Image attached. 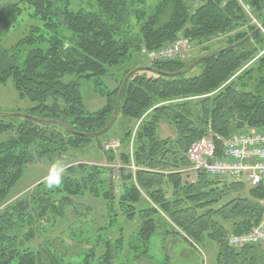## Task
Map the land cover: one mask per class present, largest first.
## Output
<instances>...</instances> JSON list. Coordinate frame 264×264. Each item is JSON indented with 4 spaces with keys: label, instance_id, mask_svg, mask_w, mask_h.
<instances>
[{
    "label": "trees",
    "instance_id": "16d2710c",
    "mask_svg": "<svg viewBox=\"0 0 264 264\" xmlns=\"http://www.w3.org/2000/svg\"><path fill=\"white\" fill-rule=\"evenodd\" d=\"M80 1L88 0H77V8L71 0H0V84L11 78L19 98L33 103L36 115H27L62 123L0 117V264H170L163 247L167 237L195 252L212 248L211 264H264V247L227 242L229 234L248 233L260 223L264 180L250 187L184 170L190 166L189 147L208 132L215 136L217 156L216 137L264 133V27L206 57L194 77L157 72H178L244 39L257 26L249 15L264 22V0H199L195 8L189 0H156L150 13L135 7L146 0H89L95 9ZM18 26L24 27L22 36L3 45L5 34ZM179 38L225 43L186 59L140 63L141 48L158 49ZM142 66L152 70L129 76L105 133H74L104 128L125 75ZM65 75L76 80L63 82ZM79 79L105 97L102 108L85 109ZM104 79L112 80L113 89ZM162 122L172 127V137L159 135ZM114 125L120 147L104 151L101 142ZM92 141L101 144L107 165L78 161L65 166L58 187L47 186L50 175L22 195H11L28 163L84 150ZM190 173L194 180L186 178ZM89 214L93 233L82 230ZM75 222L81 229H67ZM55 226L65 236L63 252L45 235ZM42 236L43 244L37 242ZM157 241L159 254L151 251Z\"/></svg>",
    "mask_w": 264,
    "mask_h": 264
},
{
    "label": "rangeland",
    "instance_id": "374dc122",
    "mask_svg": "<svg viewBox=\"0 0 264 264\" xmlns=\"http://www.w3.org/2000/svg\"><path fill=\"white\" fill-rule=\"evenodd\" d=\"M71 2L73 3L74 8H77V6L79 5V3H77V0H71ZM189 3L191 4L192 8H195L200 4L199 0H189ZM80 4L83 6L85 5L89 8L95 9L94 5H92V3H90L89 0L86 2L80 1ZM155 4H156V0H146L145 5H142V7L141 6L139 7L138 5H136L135 7L137 9L140 8L141 10H146L147 13H150V10H152V8L154 7ZM249 17H251V23H253L254 25H259L258 22L255 21L252 16L249 15ZM133 24H134V21H133ZM137 30H138V27H133L132 31L136 32ZM24 31L25 30H24L23 26H21V27L18 26L14 29L9 30L5 34V36L2 40V44L5 45L6 47L13 45L22 36ZM263 33H264V31H263ZM224 43H225V39H223V38H213V39H211V41H207V42H204L202 44L191 43L192 49L190 50V52H191V54L197 56V55L203 53V51L200 50L203 47L209 46L210 48H217V47L223 45ZM199 51L201 53H199ZM183 59H186V57H184ZM140 63L148 64L149 60H147L145 58L143 59L141 57ZM112 71H114V70H112ZM199 72H200V67L196 65V66L192 67L191 69H189L185 73V76L188 78H191V77L198 75ZM142 73L146 74L147 76L150 75V72H142ZM61 80L63 82H68L70 80H76V77H74L73 75H65L64 77L61 78ZM79 84H80L81 91H82L84 106L88 112H90V113L95 112L104 106L105 101H106L105 97H100L95 93L94 86L92 85V83L90 81H85L84 79H79ZM104 86H107L108 88L113 89V87L115 85L111 79H104ZM32 107H33V103L29 99L19 98L18 92L16 91L11 78H9L5 84H3V85L0 84V112H2V113H18L19 112V113H23V114H29V113L31 114L32 113V111H31ZM32 114H34V113H32ZM34 115H36V114H34ZM135 129H136V127H135ZM119 132L120 131L118 130V127L116 125H114L112 127L111 131L108 133V137H107L108 139L107 138H105V140L103 139V142H101V144L104 143L105 141L110 140V139L117 138ZM173 133H174V131L169 124H167L166 122H162L160 124L159 135L161 137H167V136L172 137ZM97 142H98V140H97ZM97 142L92 141L91 145H89L87 148H85L84 150H81V151L80 150H74V151L68 150L66 152V154L60 158L58 157V158H53V159H46V160L41 161L39 163H35V162L28 163L24 169V172H23L21 178L18 180V182L11 189V195L15 196V198L22 195L25 191L32 189L36 183H38L39 181L43 180L44 178L52 175L53 172L58 167H62L64 169L65 166H67L69 164L77 163L78 161L99 163L102 165H107L106 161H105L104 154H103L102 149H101V144L98 145ZM115 167L117 168L118 166H115ZM115 167L113 169H116ZM186 178L189 181H191V180L195 179V175L190 173L189 176H187ZM89 202H91V201H89ZM97 212H98V210L95 211V213H94V214H96L95 219L99 220L101 218V213H97ZM90 216L91 215L89 214L88 218L86 219L88 222H82V223L86 224V228H85V226H83L82 230L84 231L85 229L89 228L90 232H92V231L95 232L94 227L87 226L89 223ZM79 223H81V222H79ZM79 223L75 222V223L71 224L70 225L71 227H69L67 229H69L71 231H74L76 229H81L80 228L81 226L79 225ZM45 230L50 231L45 235L47 237H49V239H51V244H52L51 246L57 247V249L60 252H63L64 247H63L62 243L60 242V236L61 237H65V236L59 234L61 229L58 226H55L51 229L46 228ZM159 230L161 231V229H159ZM159 233H161V232H159ZM38 236H40V235H38ZM156 237H158V236H156ZM154 238L155 237H153V239ZM158 239H160V237H158ZM44 241H46L44 236L37 237L38 243L41 242L43 244ZM158 241L154 244V246L151 249V251H154V253H156V254H159V251H158L159 249L157 247V246H159ZM163 247L165 248V252H166V254L170 260V264H198V254H200L204 258V262H202L201 264H211L212 263V259H213V255H212L213 249L212 248L210 249V252L204 248H203V252L201 251L200 248H197V252H195L187 244H185L183 241H181V240L179 241L178 239H176L174 237L173 238L167 237V239L164 240ZM115 259H116V257H115ZM139 264H154V262L153 261H142Z\"/></svg>",
    "mask_w": 264,
    "mask_h": 264
},
{
    "label": "built area",
    "instance_id": "2783aa9c",
    "mask_svg": "<svg viewBox=\"0 0 264 264\" xmlns=\"http://www.w3.org/2000/svg\"><path fill=\"white\" fill-rule=\"evenodd\" d=\"M192 49L188 39L179 38L175 42L158 49H140V55L150 61L184 58ZM214 135L208 132L204 137L191 144L187 151L189 172L203 171L219 180L242 181L250 187L258 186L264 180V133L243 130L227 138H218L221 153L216 155ZM120 141L117 138L102 143L104 151H117ZM133 168V166H131ZM264 207V201L262 202ZM227 242L233 247L258 245L264 247V211L258 225L248 233L229 234Z\"/></svg>",
    "mask_w": 264,
    "mask_h": 264
},
{
    "label": "water",
    "instance_id": "95a60500",
    "mask_svg": "<svg viewBox=\"0 0 264 264\" xmlns=\"http://www.w3.org/2000/svg\"><path fill=\"white\" fill-rule=\"evenodd\" d=\"M264 27V22L260 24V26H257L255 28V30L253 32H251L249 35H247L244 39H242L241 41H239L238 43L234 44V45H229L227 47H224L222 49H218V50H215V51H212L210 53H207L201 57H199L198 59L194 60L193 62L189 63L185 68H183L182 70L178 71V72H175V73H165V72H160V71H157L158 73L160 74H163V75H166V76H175V75H181L185 72H187L189 69H191L192 67L196 66L199 62H201L202 60H204L206 57L210 56V55H214L216 54L217 52H220L222 50H225L227 48H231L233 46H236V45H239L243 42H245L246 40L250 39V37L255 34L256 32H258L260 29H262ZM139 69H149V70H152V68L148 67V66H142V67H135L133 68L131 71H129L122 83H121V86L119 88V91H118V94H117V98H116V102H115V106H114V109H113V112H112V115L108 121V123L106 124V126L104 128H102L100 131H97V132H94V133H89V134H84V133H79V132H74L76 134H79V135H88V136H91V137H97L99 136L100 134H103L105 133L109 128L110 126L112 125L113 123V120L115 118V115H116V112H117V108H118V104H119V100H120V95H121V92L125 86V83L127 82V79L129 78V76L135 72L136 70H139ZM5 116H19V117H27V118H30V119H33L35 121H45V122H50V123H59V124H62L61 122H58V121H55V120H51V119H41V118H38V117H34V116H31V115H27V114H23V113H2L0 112V117H5Z\"/></svg>",
    "mask_w": 264,
    "mask_h": 264
},
{
    "label": "clouds",
    "instance_id": "9594fccd",
    "mask_svg": "<svg viewBox=\"0 0 264 264\" xmlns=\"http://www.w3.org/2000/svg\"><path fill=\"white\" fill-rule=\"evenodd\" d=\"M64 171L62 167H58L53 174L49 177L47 181V186L49 188L58 187L61 183V173Z\"/></svg>",
    "mask_w": 264,
    "mask_h": 264
}]
</instances>
